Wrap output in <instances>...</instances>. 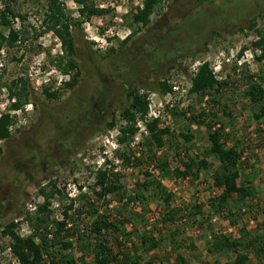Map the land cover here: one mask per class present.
<instances>
[{"label": "rangeland", "instance_id": "374dc122", "mask_svg": "<svg viewBox=\"0 0 264 264\" xmlns=\"http://www.w3.org/2000/svg\"><path fill=\"white\" fill-rule=\"evenodd\" d=\"M225 1L162 0L150 24L122 46L137 29L130 26V19L126 17L141 6L143 0H90L109 13L89 20L81 17V6L76 0H60L76 41L80 76L73 89L66 84L72 81L75 72L65 73L58 66L59 60L65 57L63 43L44 25L49 0L10 1L16 14L12 23L21 33V41L14 48L5 47L0 51V111L12 110L17 103L18 98L12 95L11 89L19 79L28 83L31 94L22 108L32 105L33 109L28 124L0 144L3 150L0 157V259L3 262H6L4 251L12 244L11 238L3 234L5 227L14 222L19 236H33L38 210L31 212L27 206L33 203L40 207L45 203L41 190L50 195L53 191L50 182H56L62 192L49 200L50 229L56 230L57 223L65 220L64 213L70 206L74 209L70 211L72 219L66 221L68 228L82 231L89 227L93 218L78 215L81 207L89 210L88 202L80 200V196L88 195L93 203L96 172L105 168L106 162L105 169L115 174L112 182L128 192H138V182L147 184L146 199L142 203H130L118 195L96 202L101 214L115 215L116 210L123 208V219L130 220L121 233L107 236L116 252L123 251L129 259L140 256L141 264H174L175 246L182 244L185 247L179 253L184 254L190 264L232 262L231 253L212 255L208 252L211 230L239 235L226 216L208 220L211 200L222 193V187L213 179L218 163L210 158L212 167L203 171L198 181L176 180L173 176L164 178L159 170L161 159L175 170L181 167V160L199 158L200 153L208 149L207 125L192 120L202 112H214L215 118L211 113L207 123L225 128L226 145L243 152L246 168L241 184L246 185L247 179H251L261 194L260 201L249 203L253 211L246 208L242 213L246 215L237 218V228L254 230L264 225V121L259 123L253 119L254 107L245 96L249 84L257 81L262 85L260 77H264V51L253 46L259 40L256 31L264 29V0H239L233 6ZM3 5L0 1V10ZM252 24L256 25L255 29H249ZM181 48L192 52L183 55ZM243 48L255 57L254 61L240 65L238 56ZM175 50H179L176 56L168 58ZM156 51L165 56L166 61L159 62L156 57L151 63ZM205 57L211 58L213 67L214 60L222 62L230 77L220 93L212 92L200 98L189 90L193 68ZM174 65L175 68H171ZM165 80L172 87L169 97L161 91H153ZM127 86L129 89L138 86L141 93L148 96L151 117L147 119L158 121L160 128L170 129L164 147L156 150V158L145 155L143 143L148 133L134 137L132 142L137 138V144L131 142L129 148L118 143L120 128L126 125L120 113L129 106ZM44 89L59 92V99H46ZM114 116L117 125L110 129L108 124ZM188 132L195 136L191 144L180 137L181 133ZM129 150L141 165L124 166L117 159L119 151L124 154ZM157 182L163 186L164 193L160 196H170V204L164 197L157 196ZM195 206H202L203 213L195 216ZM174 209L181 210L176 224L166 221ZM150 232L165 241L156 251L146 254L140 248V236ZM170 234L175 235L172 239L176 244L169 240ZM118 238L122 247L116 242ZM94 245L93 239L88 237L75 238L72 249L62 256L71 254L77 264H93ZM44 257V264H50V258ZM254 263L257 264L255 260Z\"/></svg>", "mask_w": 264, "mask_h": 264}, {"label": "trees", "instance_id": "16d2710c", "mask_svg": "<svg viewBox=\"0 0 264 264\" xmlns=\"http://www.w3.org/2000/svg\"><path fill=\"white\" fill-rule=\"evenodd\" d=\"M4 5L0 10V51L5 48H14L17 43L21 41V33L17 31L12 23V19L16 16L13 8L10 6L11 0H0ZM81 6L80 15L83 19H91L93 17H102L108 14L107 10L99 9L94 4L90 3V0H76ZM239 0H226L225 3L234 5V2ZM162 6V0H143L141 6H138L126 20L130 19V26H136L131 35L122 42V46H125L134 36H136L142 28L147 27L152 16L155 14L158 8ZM237 6V5H236ZM238 7V6H237ZM234 7H232L233 9ZM232 9H230L232 11ZM236 11V8H234ZM234 12V10H233ZM206 15L204 14V18ZM44 25L47 26V31H52L62 41L65 57L59 60V68L65 73L75 72L73 79L70 83L66 84L69 89H73L78 83V77L80 72L78 71V64L76 62L77 48L76 41L73 34L70 31V20L66 16L65 11L62 7L60 0H49L48 13L46 14ZM256 25L252 24L249 29H255ZM190 29V28H189ZM188 30V29H187ZM241 30L244 31L242 28ZM8 31V33H6ZM259 40L256 41L253 46L264 51V29L257 30ZM189 42V41H188ZM199 42V41H198ZM181 44H178L179 46ZM182 50L183 55H188L192 51L190 49H179ZM176 52H172L168 55L176 56ZM247 48H243L239 54V59L242 58ZM114 49L110 50V53ZM155 57L151 58L150 62L159 58L161 61H166V57L154 52ZM167 58V59H168ZM171 68H175V65ZM229 75L227 79L220 82L216 79L212 65L209 62H205L199 67L196 75H193L192 86L189 93L205 98L212 92L220 93L229 83ZM261 83L254 82L249 84L247 91L245 92L246 98L252 103L254 107L253 119L259 123L264 121V77H260ZM131 86V85H130ZM128 87V86H127ZM129 106L120 113L121 119L126 123L125 126L120 128V136L118 143L121 146L129 148L133 138L139 133L137 123L144 121L148 136L145 138L143 147L145 155L148 158L158 157L156 150L161 149L165 145V138L170 136V129L168 127L160 128L158 121H148L150 112V102L148 96L141 93V89L138 86L132 89L127 88ZM153 91H161L163 95H166L172 91V87L168 81L160 82L158 89ZM12 95L17 96L18 101L14 105L15 109H19L24 103H27L30 98V90L28 83L23 79L14 81L13 88L11 89ZM43 96L48 100H58L60 93L51 92L49 89H44ZM215 118L214 112H202L198 117L193 116V122L201 125H207L208 143L209 147L203 153H200L199 158L187 157L185 160H181V167L172 170L168 161H163L161 158V164L159 170L161 177L173 176L176 180L191 178L194 181L200 179V174L203 171H208L213 164L210 163V158L218 163L219 167L215 171L213 179L215 182L222 187V193L219 196H215L210 202L211 215L208 220H212L214 217L226 216L231 221L232 227H235L239 233L238 237L233 235L216 233L211 230V241L209 242L210 248L208 252L212 255H220L223 253H231L234 255L232 262L229 264H264V225L261 228L254 230H248L247 228L238 229L237 218L239 216H245L242 214L246 212V208L249 212L253 211L250 202H257L261 200V194L259 190L254 186V181L247 179L246 185L241 184L243 179V172L245 170V156L243 152L239 151L238 147H228L224 142L225 128L219 129L212 124L207 123V119L210 115ZM184 116L186 113L183 114ZM116 119L114 116L112 121L108 124L110 129L116 127ZM12 124V119L9 115H3L0 119V143L7 141L12 138L9 128ZM180 137L186 144H191L195 140V136L191 132L181 133ZM3 150L0 146V157L2 156ZM117 159L121 161L122 165L129 166L141 165L136 162L134 153L129 150L124 154L117 153ZM135 161H134V160ZM138 160V159H137ZM108 163H105V168ZM101 167L96 172V182L94 186L95 197L93 203L92 198L88 195L82 194L80 200L87 201L89 205L87 209H81L78 211L80 218L87 216V218H93V221L89 227H84L83 230H72L68 228L66 221L72 219L70 211L73 206H70L64 213L65 220L57 223L56 230L50 229V212L48 210L50 206V197L56 193L62 194L57 189L56 182H50L53 188L52 193L49 195L45 190H41V194L45 197V203L39 207L38 214L35 222L33 223L34 235L28 238H22L15 232L16 224L11 222L5 227L4 236H9L12 240L11 249L15 256L19 259L21 264H44L45 257L50 258V264H77L73 255L69 254L67 257H63V252H69L73 247V240H83L86 237L93 239L94 254L93 264H141L140 256H134L129 259L126 253L123 251L116 252L108 240L107 236L113 237L115 233H121L122 229L130 220H125L122 217L123 208L115 211V215L101 214L100 208L96 205L98 201H106L110 195L121 196L122 199L126 198L130 203H142L146 199L145 190L147 184L138 182L136 184L137 191L128 192L125 188L119 184L112 182L111 178L115 174H111L110 170ZM156 190L158 191L157 196L164 197L167 204H170V196H160L163 194V186L160 182L156 184ZM195 216L202 214L203 207L195 206ZM245 209V210H244ZM181 210H171L167 215L166 221L176 224L179 219ZM230 217V218H229ZM86 218V219H87ZM183 219V217L181 218ZM175 235L170 234L169 240L174 244ZM122 247L123 243L120 242V238L116 242ZM163 237L156 238L150 232V234H143L140 236V248L146 253H152L156 251L164 242ZM185 246L178 244L175 246L177 255L174 264H190L186 256L179 251ZM57 253V255H55ZM0 264L1 261H0ZM148 264H153L149 262Z\"/></svg>", "mask_w": 264, "mask_h": 264}, {"label": "built area", "instance_id": "2783aa9c", "mask_svg": "<svg viewBox=\"0 0 264 264\" xmlns=\"http://www.w3.org/2000/svg\"><path fill=\"white\" fill-rule=\"evenodd\" d=\"M98 43H100V41H98ZM258 55L260 56V52ZM254 54H252L251 52H245L244 56L242 58L239 59L240 65H242V63H246V62H251L254 61ZM211 58L210 57H205L201 60H199V62L197 64H195L194 66V70H193V74L196 75L198 72V69L200 66H202L205 62H209L211 64ZM214 63V67L212 66V69L214 71V75L216 77V79L220 82H223L227 79V72L225 71L224 67H223V63L222 62H218L215 60L213 61ZM170 96V94L168 93V97ZM13 103H15V101H13ZM32 105L28 106V107H24V108H19V109H15L12 108V110H8L6 111V108H3L0 111V119L3 115H9L12 119V124L9 128V131L11 133V135H15L17 134L20 130H22L29 122V117H30V113L32 112ZM150 109H151V105H150ZM151 117V113H149V116ZM149 121V120H148ZM138 127L140 128L139 133L136 136L142 137V135L145 133L147 134V129H146V125L144 123V121H139L138 122ZM135 136V137H136ZM138 139H135V142H132V145H136ZM2 143V142H1ZM0 143V144H1ZM75 191H77V189L75 188ZM28 210L31 212H35L38 210L39 206L35 205L33 203L28 204ZM23 237V236H21ZM4 255L6 257V262H3L2 259H0L2 264H7V262L9 261L11 264H21L19 259L15 256V254L13 253L11 247H8L5 251H4Z\"/></svg>", "mask_w": 264, "mask_h": 264}]
</instances>
